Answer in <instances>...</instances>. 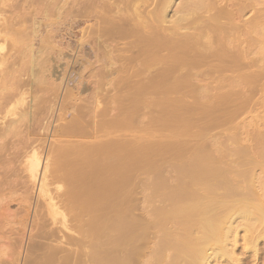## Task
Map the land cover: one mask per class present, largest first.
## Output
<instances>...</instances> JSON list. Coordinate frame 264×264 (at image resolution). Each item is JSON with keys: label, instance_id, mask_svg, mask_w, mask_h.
<instances>
[{"label": "rangeland", "instance_id": "rangeland-1", "mask_svg": "<svg viewBox=\"0 0 264 264\" xmlns=\"http://www.w3.org/2000/svg\"><path fill=\"white\" fill-rule=\"evenodd\" d=\"M161 1L163 3V0H146L145 2L147 4L142 3V16L140 19V16L137 18V15L134 14L132 8L130 11L126 0H0V104L4 102V105L1 104L0 107L5 106L4 109L6 110V112H3L2 114V118H0L2 123V125H0L3 127L1 128L0 126V129H4V126L6 127V125L7 129L10 128L8 129L10 131L7 130L9 133H7L8 136L6 135L5 138H3L4 136H1L0 138V264H17L20 260L22 262H20V264H23L24 260L21 259V256L23 257L25 255V251L28 247L27 245L30 242V237L32 238V236L38 232L36 223L33 224L34 204L38 199V196L36 195H38L39 192L37 189L38 182L36 188H33L36 183L33 185V182L29 180V175H27L28 173L25 172L26 163L28 162H25L27 161V158H24L25 153H23L30 150L28 152L29 154L32 149L36 148H38L36 149L37 152L40 151L39 155H41L40 157L42 161L51 164L49 165V171L52 173H48L49 175L53 174L58 176V173H65L66 169L76 170L77 166L79 167L81 162H89L90 160L92 162L94 159L92 162L93 165H91L92 167H88L91 169H89L90 172L87 171V168H85V173L82 174L84 176H82L83 178H89V175L94 176L96 174L95 176H99V173L97 172H100L101 174L102 165L105 164V160L107 158L105 157V160H102L104 159L103 156H106L102 154L105 152L103 150H105L108 145L112 146L114 143L116 146L119 143L123 144L124 163L127 162L128 164H126L129 165H125V167L127 166L128 168L125 169L126 171L131 169V171L136 174L135 175L130 171L127 172V175L125 171L126 176L124 180L126 185L124 184V194H138L137 196L139 197V200L135 201L139 202L138 204L140 205L135 202L136 206L134 209L136 210L133 211L136 215L140 212L146 216V212L149 209L148 207L145 208V206H147L146 204L149 202L146 201L148 198L145 199V194H153L156 186L157 188L155 191L157 192V190H159L154 194L176 195L175 192L178 191L177 189L182 187L184 188L179 190L181 195H184L187 192L188 193L186 195L196 194L195 192L197 191L200 192L198 194H201L199 189H201L202 186L209 185L207 183L209 181L213 184V187L211 188L216 191V194H247L245 196H253L254 200L252 199L253 205L251 206L252 211L255 210L253 208L256 205H264V199H262V201L260 199L262 196L264 197V0H214L212 2L210 0H194L193 2L200 1L201 3H205L204 8L202 9L203 11L199 9L200 3L198 2L199 4L196 6L197 9H194H199L201 11H199V13L198 11L196 13L195 10L191 12L189 11L188 14H193V18L191 17L192 15H189L191 17L189 19L191 20L186 19L187 17L183 18L186 19V21H182L183 23L181 22V24L178 22L179 15L177 14H183V11L187 13L186 9L183 11L181 10L183 13L179 11L181 6L184 7L183 5H185L183 4L184 0H174L173 4L167 10L168 14L166 13L165 18H168L167 20H163L161 17L162 13L160 12L163 7V4L160 3ZM191 1L185 0L186 3H190ZM111 2L119 3L117 5L116 3L111 4ZM208 2H211L209 4L214 6L210 7V5H208L207 7ZM113 5H115V10ZM120 5L122 8L118 7ZM107 6H111L110 9L106 8ZM158 6L160 11L157 13ZM205 6L207 10L205 9ZM145 7H150L149 11L147 10L148 8L145 10ZM124 8L128 11L126 9L124 10ZM152 8L155 9V11L151 10ZM106 12L107 16L105 15ZM159 13L161 15H159ZM145 17H147V19L149 17L152 21L148 19V24ZM159 17H161V20L163 21H160ZM120 19L125 20L122 21V23ZM142 19H146V21ZM175 19H177V21ZM125 21L127 23H125ZM171 22L175 23V25ZM121 25L123 27H121ZM127 26L129 27L127 28ZM132 26L134 29H132ZM199 27L202 28L199 30ZM206 27L209 28V31ZM211 27H214L215 29ZM138 28L143 30H141L142 33L139 34L137 32L138 30L140 32V29ZM108 29L114 30V33L112 30L108 31ZM135 29L137 31H134ZM130 31H133L136 35H133ZM211 31H213V33ZM127 32L128 35H126ZM187 32L191 35L187 34ZM129 33L131 34L129 35ZM210 33L212 36L214 35L213 38L210 37ZM135 36H138V38H142L143 36V38L138 40ZM184 36L190 41L188 39H184ZM202 36L206 38L204 39ZM132 37H135L137 40L135 38L132 39ZM148 37L152 40L150 41ZM170 37H172L173 41L175 39V41L173 42ZM214 37H216L219 44L216 42ZM103 39L107 40V42ZM133 40L135 41V44L133 43ZM138 41H140V43ZM141 41L143 42L140 47ZM147 41L151 43H147ZM129 42L132 43L129 44ZM116 43L118 44L116 45ZM171 43L175 45L176 48L173 45L170 47L169 44ZM177 43L180 45H176ZM106 45H108V48H106ZM172 46L174 49H172ZM113 47L115 48L113 49ZM135 47L140 48L141 51L138 49L136 51ZM188 48L189 53L186 51ZM107 49L111 51L109 52ZM176 49L177 52H174ZM214 49L217 53L213 52ZM97 50L101 51L98 53ZM134 50L136 52H134ZM119 51L121 52L120 55L118 54L120 53ZM151 51H153V53ZM176 53L179 54L176 55ZM180 53H183L184 55ZM185 53H188V56ZM182 55L185 58V62H187L185 64H187V66L192 65L193 68H185L184 65H181L183 64L181 63L183 60ZM124 56L126 57L124 58ZM127 56H129L130 59H128ZM171 56L172 58H169ZM135 57L138 59H135V62L131 61L134 60ZM167 58L169 59L168 62L170 61L168 66V62L165 60ZM202 58L206 61L204 62ZM191 59H195V61ZM196 59L199 61L197 62ZM130 61L131 63H127ZM176 61L178 65L180 62V66L175 65ZM199 63L200 65H198ZM172 64L173 66L170 67ZM230 65L231 67H229ZM179 67L181 69L183 68L182 72ZM163 69H165L164 72H162ZM176 69L178 70L176 71ZM187 70L188 72H186ZM188 73L189 75H187ZM218 73L220 75H218ZM222 73L223 75H221ZM174 75L175 77H173V79L172 76ZM191 76L194 77L192 78ZM107 78L110 79L108 80ZM155 78L158 82L157 85H153L154 83H157L156 80L154 81ZM179 78L183 81V83L176 82L177 80L180 81ZM163 79L164 81H162ZM184 80H189V82H187L189 87L186 85V81L184 82ZM151 82H153V84ZM170 83L172 85L176 84V87L172 86ZM184 83L188 89L184 88ZM102 84L104 85V88ZM139 88L140 91L138 90ZM174 88H178L179 90ZM187 90H191L192 93L191 91L187 93ZM203 93H206V95ZM115 94L121 96L117 98ZM196 94H201L202 96H196L199 98L197 100L195 97V101L194 96ZM219 97L222 98L220 99ZM109 98H111V100ZM119 101L121 103H119ZM7 102H10L9 106L6 105L8 104ZM3 107L0 108L2 109L0 110L1 112L5 111L3 110ZM124 108H126V110ZM125 116L127 117L125 118ZM107 117H110L111 119ZM123 118L125 120H123ZM2 119H4L5 122L4 120L2 121ZM120 120H122V124L125 123L126 126L123 125L124 128L128 126L125 128V133L124 128L123 132L122 130L121 132L120 130H117L118 128H122L118 126L121 125ZM12 122L15 123L13 124ZM114 122L120 123L115 126H111L115 124ZM109 124L112 130L108 129V127H110ZM116 126H118V128ZM106 128L108 129L107 133L105 131L107 130ZM101 129L104 132H102ZM116 131L119 133H116ZM184 133L186 134V137H178L179 135L184 136ZM100 134L102 138L100 137ZM103 135L105 137H103ZM116 136L117 138H114ZM172 136L175 139L173 138V140H171ZM123 137H126L128 140ZM176 137H178V139ZM99 138H101L100 141ZM108 138L109 141H107ZM110 138H113L114 140ZM96 140L98 141L95 142ZM177 140L182 142L179 143ZM39 141H42L43 143L45 142V145ZM169 141H171V143ZM79 142L81 143L79 144ZM109 142H111L112 145L109 144ZM90 143L92 144V147H87L90 146ZM168 143H174L173 147ZM31 145L32 147H30ZM157 145L161 146L157 147ZM167 145L169 147H167ZM28 146L30 148L25 151V148H28ZM143 146H147V148L150 146L153 148H159L160 151L159 149H151L152 147L149 149L154 150L153 152L156 151L155 154L159 152L160 155L152 153L151 156V150H147V148L145 149ZM138 147H140L139 151L138 149L135 150V148ZM164 147L165 152H168L167 154L162 151ZM166 147L167 149L171 148L167 150ZM51 148L54 151H52ZM173 148H175V150ZM125 149L129 151L127 152ZM143 149L147 150L149 153L147 151L144 152ZM140 150L144 153L147 152L148 154L145 155L142 151L139 153ZM176 150H178L177 153ZM161 151L163 152L162 155ZM182 151H184L183 154ZM135 152L138 153V155L141 154V156L138 157ZM133 153L137 156L133 155ZM127 154L129 156H127ZM86 155L90 158H87ZM54 156H56V158ZM143 157L145 158V161H143ZM148 157H150L149 159L152 158L151 162H149ZM48 158H50L51 161L49 160V162H47ZM135 158L136 161H134ZM138 158H141L142 162L145 163L139 164L138 160L141 163V159ZM130 160L134 163H131ZM191 160H193L194 163ZM174 162L176 164H180L177 165L179 168L174 165ZM188 162L193 163V168L191 167L192 164L190 163L191 165H189ZM147 163L152 164H148L144 168ZM183 163L184 165L188 164V166L186 165L188 169H190V167L192 169L187 170ZM197 163L198 169L201 168L199 170L195 169L197 168ZM137 164L138 166L136 167ZM63 165L67 166L64 167ZM74 165L76 168H74ZM181 165H183L182 168ZM201 165L205 166L203 167ZM206 165L209 166H207L209 169L206 168ZM52 166L53 168H51ZM133 166L137 169H141L137 170L136 168H133ZM66 167H70L71 169ZM96 167L98 170L100 168V170L97 171ZM54 168H56L55 172L58 171V173L53 172ZM93 168H95V170ZM179 169L181 170V173L184 174H181ZM95 171L96 173L94 174ZM198 171L200 172L197 174ZM186 172L188 173L185 174ZM201 172L202 174L200 175ZM203 172L208 175L205 176ZM195 173L198 178H196ZM85 174L89 175L87 176ZM252 175L256 176L253 177ZM185 176H188L187 179ZM191 176L193 177L191 178ZM181 178H183V183ZM194 178L198 182H192ZM199 180H203V182L207 185H200L203 183ZM194 183H198V185ZM66 184L69 185V182H65V184L62 182L61 186L64 185L62 189H65L59 191L60 193L64 192L69 187H66ZM189 185L192 189L189 188ZM194 187L199 189L197 190ZM125 189H128V192ZM187 189L189 190L186 192ZM182 190L183 192L181 193ZM189 191H193L194 193H189ZM256 194L258 196L260 194L262 195L259 196V201L261 203H259L258 200H255ZM177 196L180 197L179 195ZM24 197H26V199L29 197L31 198L26 201L24 199V204H22ZM173 197L171 198L173 199ZM169 198L170 197L166 198L167 201L165 198L164 201H161L160 199L157 206H162L160 208H163L167 205L165 202L168 204L170 203V200H168ZM42 201L44 203V200ZM25 202L29 204H25ZM64 210L62 208L63 212ZM27 213H29L28 228H21L20 231H18L19 222H21L22 218H24V214ZM239 221H241L240 224H238ZM247 221H243L242 219L237 222V227L241 228L238 229V231L241 230L239 231L241 239L240 236L238 238L241 241H238L240 242L237 244L239 247L235 249L237 256L243 252V248H241L243 246L241 244H244L245 242L243 241L244 238L242 239V235L244 234L243 227L248 224L246 223ZM255 224L260 226L256 225V229L258 227L256 233H260L259 231L262 232L263 225L259 223ZM260 246L263 251L259 263H257L258 261H255L254 258L252 259L246 257L248 255H245L243 252L241 255L244 257L240 256V258H243L242 260L245 261V264H252L254 262L256 264H264V240H261ZM18 252L21 253L19 254ZM18 254L20 255V259H18L19 257H16ZM43 258H45V256ZM43 258H32L29 262L30 264H40V262L43 264ZM45 259H47V257ZM45 259L44 261L46 264H55V261H58L57 263L60 264L59 260L50 261L48 258L47 262ZM72 259L70 258L71 261L61 260V263L64 261L65 264L66 261L67 264L75 263L73 262L74 259ZM251 259L253 261H251ZM38 260L42 261L39 262ZM249 261L250 263H248ZM212 263L223 264L224 260L221 259L219 262L213 261Z\"/></svg>", "mask_w": 264, "mask_h": 264}, {"label": "bare ground", "instance_id": "bare-ground-1", "mask_svg": "<svg viewBox=\"0 0 264 264\" xmlns=\"http://www.w3.org/2000/svg\"><path fill=\"white\" fill-rule=\"evenodd\" d=\"M115 1V0H114ZM128 2V7L131 11V8L133 9V12L134 14L137 15V18L138 16H140V19H141V16H142V9H141V4L143 3H146L145 1L146 0H126ZM149 1V0H147ZM160 1V0H159ZM187 1V0H186ZM188 1H191V0H188ZM194 0H192L190 3H186L185 0L183 1V5L184 7L181 6L180 10L179 11H183V10H187V13L185 11H181L183 14H177L179 15V18H178V22L181 24L182 21H186V19H189V18H193V14H188L189 11H194L196 8V6H198V4L200 5L199 6V9H203L204 8V4L205 3H201L200 1H197V2H193ZM211 2L214 1V0H210ZM126 2V3H127ZM153 2V1H152ZM174 0H163V3L162 1L160 2L161 4H163V7L161 8V12L162 15L159 13V15H161L162 19L164 20L166 18V13H167V10L168 8L173 4ZM185 2V3H184ZM199 2V3H198ZM211 2H208L207 4V7L208 5L211 6H214V5H211L209 3ZM112 3H116V2H111ZM119 2H117L116 4L118 5ZM124 3V1H123ZM150 3V2H149ZM154 3V2H153ZM157 3V2H155ZM218 3V2H217ZM147 4V3H146ZM160 4V5H161ZM214 4V3H213ZM109 5V4H108ZM151 5V4H150ZM159 5V6H160ZM179 5V4H178ZM181 5V4H180ZM203 5V6H202ZM114 6V10H115V5ZM123 6V4H122ZM152 6V5H151ZM155 6V5H154ZM159 6H158V10H157V13L160 11L159 9ZM111 7V6H110ZM110 7H106L108 9H110ZM118 7H121L118 6ZM125 7V5H124ZM202 7V8H201ZM117 8V6H116ZM122 8V7H121ZM120 8V9H121ZM127 8V7H126ZM124 8V10L126 9ZM148 8V9H147ZM145 7V10L147 9L149 11V8L150 7ZM157 8V7H156ZM112 9V8H111ZM119 9V8H118ZM144 9V8H143ZM197 9V8H196ZM195 10L196 13L198 11H201V10ZM205 9H206V6H205ZM127 10V9H126ZM144 10V11H145ZM151 10H154L155 9H151ZM207 10V9H206ZM117 11V10H116ZM115 11V12H116ZM128 11V10H127ZM143 11V12H144ZM178 11V12H179ZM203 11V10H202ZM114 12V13H115ZM121 12V11H120ZM111 13V12H110ZM118 13V12H117ZM128 13V12H126ZM130 13V12H129ZM152 13V12H151ZM151 13H149L150 15H152ZM154 13V12H153ZM194 13V12H193ZM107 14V12L105 13V15ZM119 14V13H118ZM121 14V13H120ZM124 14V12H123ZM168 14V13H167ZM109 15V14H108ZM125 15V14H124ZM135 15V16H136ZM145 16H147L146 14H144ZM157 15V16H159ZM183 15V16H181ZM191 17H190V16ZM200 15V14H198ZM107 16V15H106ZM113 16V14H112ZM111 16V17H112ZM121 16V15H120ZM133 16V15H132ZM102 17V16H101ZM117 17V16H116ZM126 17V16H125ZM134 17V16H133ZM154 17V16H152ZM161 17H159L160 21H163L161 20ZM187 17V18H186ZM104 18V17H103ZM107 18V17H106ZM113 18V17H112ZM111 18V19H112ZM123 18V17H122ZM147 19V17H145ZM157 18V17H156ZM183 18H186V19H183ZM115 19V18H114ZM136 19V17H135ZM138 19V20H140ZM146 19H142V20H145ZM148 19L150 20V18L148 17ZM148 19L146 22H148ZM168 19V18H167ZM165 19V20H167ZM183 19V20H181ZM196 19V18H195ZM105 20V19H104ZM113 20V19H112ZM116 20V19H115ZM125 20V19H124ZM122 19H120V21H124ZM128 20V19H127ZM130 20V19H129ZM154 20V19H153ZM156 20V19H155ZM177 21V19H175ZM174 20V21H175ZM191 20V19H189ZM188 20V21H189ZM99 21V20H98ZM103 21V20H102ZM114 21V20H113ZM117 21V20H116ZM144 21V22H145ZM152 21V20H150ZM159 21V22H160ZM170 21V20H169ZM173 21V22H174ZM187 21V22H188ZM196 21V20H195ZM108 22V20H107ZM110 22V21H109ZM133 22V21H132ZM131 22V23H132ZM135 22V21H134ZM137 22V21H136ZM143 22V21H142ZM171 22V23H173ZM176 22V23H178ZM218 22V21H217ZM100 23V22H99ZM104 23V21H103ZM120 23V22H119ZM123 23V22H122ZM125 23H127L125 21ZM140 23V22H139ZM151 23V22H150ZM178 23V24H179ZM183 23V22H182ZM137 24V23H136ZM149 24V22H148ZM147 24V26H148ZM154 24V22H153ZM175 25V23H173ZM189 24V23H188ZM210 24V23H209ZM208 24V25H209ZM216 24V23H215ZM110 25V24H109ZM115 25V24H114ZM125 25V24H124ZM104 26V25H103ZM102 26V27H103ZM135 26V25H134ZM138 26V24H137ZM145 26V24H144ZM143 26V27H144ZM111 27V26H110ZM109 27V28H110ZM116 27V26H115ZM114 27V28H115ZM121 27H123L121 25ZM119 27V28H121ZM129 26H127L128 28ZM180 27V26H178ZM182 27V26H181ZM203 27V26H202ZM202 27H199V30L200 28ZM210 27V26H208ZM218 27V26H217ZM222 27V26H220ZM100 28V27H99ZM107 28V27H106ZM113 28V26H112ZM118 28V27H117ZM125 28V29H127ZM142 28V27H141ZM146 28V27H145ZM150 28V27H149ZM148 28V29H149ZM171 28V27H170ZM207 28V27H206ZM213 29H215L214 27H211ZM122 29V28H121ZM132 29H134V27L132 26ZM137 29V28H136ZM134 30V31H137V30ZM140 29V28H138ZM147 29V28H146ZM151 29V28H150ZM188 29V28H187ZM209 28H207L208 30ZM109 30H112V29H108ZM120 30V29H119ZM142 29H140V32L139 30L137 31L139 34L142 33L141 31ZM175 30V29H174ZM179 30V29H178ZM206 30V29H205ZM211 30V29H210ZM103 31V30H102ZM106 31V32H108ZM113 33H114V30H112ZM129 31V29H128ZM198 31V30H197ZM202 31V30H201ZM209 31V30H208ZM104 32V31H103ZM105 32V33H106ZM118 32H121V31H118ZM123 32V30H122ZM131 32V31H130ZM186 32V31H185ZM213 33V31H211ZM101 33V32H100ZM126 33V32H125ZM133 33V31L131 32ZM129 33V35L131 34ZM173 33V32H172ZM200 33V31H199ZM204 33V32H203ZM202 33V34H203ZM207 33V31H206ZM107 34V33H106ZM109 34V33H108ZM145 34V33H144ZM175 34V33H173ZM187 34H190L187 32ZM211 34V33H210ZM209 34V35H210ZM100 35V34H99ZM124 35V34H123ZM128 35V32L127 34ZM133 35H136L133 33ZM138 35V34H137ZM143 35V34H142ZM146 35V34H145ZM168 35V34H167ZM191 35V34H190ZM205 35V34H204ZM208 35V36H209ZM105 36V35H103ZM102 36V37H103ZM144 36V35H143ZM142 36V38H143ZM170 36V34H169ZM174 36V35H173ZM172 36V37H173ZM186 36V35H185ZM184 36V39H188V38H185ZM206 36V35H205ZM207 36V37H208ZM214 36V35H213ZM212 34L210 35V37H212ZM129 37V36H128ZM136 38H138V36H135ZM134 37V38H135ZM146 37V36H145ZM152 37V36H151ZM172 37L171 40H172ZM176 37V36H175ZM193 37V36H192ZM203 37V36H202ZM217 37V36H216ZM216 37H214L216 39ZM227 37V36H225ZM105 38V37H104ZM132 37V39H134ZM135 38V39H136ZM141 37L138 38V40H141L142 39ZM149 38V37H148ZM191 38V37H190ZM204 38V37H203ZM206 38V37H205ZM204 38V39H205ZM219 38V37H217ZM147 39V38H146ZM152 39L154 40V38L152 37ZM151 38H149V40L151 41L152 40ZM202 39V38H201ZM214 39V40H215ZM220 39V38H219ZM223 39V38H222ZM98 40V39H97ZM105 40V39H103ZM137 40V39H136ZM189 40V39H188ZM197 40V39H195ZM208 40V39H206ZM102 41V40H101ZM107 42V40H105ZM104 41V42H105ZM132 41V40H131ZM134 41V40H133ZM145 41V40H144ZM173 41V40H172ZM175 41V39H174ZM173 41V42H174ZM190 41V40H189ZM188 41V42H189ZM220 41V40H219ZM225 41V40H224ZM235 41V40H234ZM103 42V41H102ZM110 42V41H109ZM108 42V43H109ZM115 42V41H114ZM140 43V41H138ZM142 42L141 41V45L140 47L142 46ZM172 42V43H173ZM216 42H217V39H216ZM112 43V42H110ZM132 43V42H131ZM129 42V44H131ZM135 44V41L133 42ZM147 43H151L149 41H147ZM169 44L170 47L171 45L175 44ZM218 43V42H217ZM224 43V42H223ZM115 44V43H114ZM113 44V45H114ZM118 43H116L117 45ZM146 44V43H145ZM179 43H177L176 45H178ZM219 44V43H218ZM127 45V43H126ZM137 45V43H136ZM144 45V43H143ZM148 45V44H147ZM168 45V44H167ZM180 45V44H179ZM108 48V45H106ZM121 46V45H120ZM175 47V45H173ZM172 46V49H174ZM182 46V45H181ZM190 46V45H188ZM187 46V47H188ZM128 47V46H127ZM133 47V45H132ZM168 47V46H167ZM115 47H113L114 49ZM119 48V47H118ZM124 48V47H123ZM129 48V47H128ZM136 48V47H135ZM176 48V47H175ZM180 48H183V47H180ZM96 49V47H95ZM101 49V48H100ZM110 49V48H109ZM132 49V48H130ZM140 50V48H136V51ZM143 49V47H142ZM154 49V48H153ZM178 49V47H177ZM177 49L176 51L174 52H177ZM186 49V48H184ZM93 50V48H92ZM103 50V49H102ZM144 50V49H143ZM98 51V50H97ZM101 51V50H100ZM98 51V53L100 52ZM107 51H109L107 49ZM111 51V50H110ZM109 51V52H110ZM132 51V50H131ZM134 50V52H136ZM141 51V50H140ZM170 51V49H169ZM189 53V48L188 50ZM213 51V50H212ZM120 52V51H119ZM130 52V51H129ZM139 52V51H138ZM153 53V51H151ZM181 52H182V49H181ZM185 52V51H184ZM215 52V49L214 51ZM115 53V52H114ZM144 53V52H142ZM171 53V51H170ZM187 53V54H188ZM217 53V51L215 52ZM108 54V53H107ZM119 55L121 54L118 53ZM124 54V53H123ZM131 54V53H130ZM135 54V53H134ZM138 54V53H137ZM141 54V53H140ZM175 54V53H174ZM179 54V53H176V55ZM180 54H183V53H180ZM186 54V53H185ZM186 54V55H187ZM201 54V53H200ZM203 54H206V53H203ZM202 54V55H203ZM104 55V54H103ZM102 55V56H103ZM109 55V54H108ZM111 55V54H110ZM125 55V54H124ZM127 55V54H126ZM129 55V54H128ZM184 55V54H183ZM182 55L183 57V60L185 59L184 56ZM222 55V54H220ZM100 56V54H99ZM130 56V55H129ZM128 57V59H130ZM142 56V55H140ZM173 56V55H172ZM169 57V58H172ZM175 56V55H174ZM188 56V55H187ZM196 56V55H195ZM206 56V55H205ZM204 56V57H205ZM101 57V56H100ZM104 57V56H103ZM102 57V58H103ZM108 57V56H107ZM110 57V56H109ZM126 56H124L125 58ZM134 57V56H133ZM139 57V56H138ZM118 58V57H117ZM174 58V57H173ZM181 58V57H180ZM192 58V57H191ZM206 58V57H205ZM211 58V57H210ZM219 58V57H218ZM222 58V57H221ZM224 58V57H223ZM112 59V58H110ZM120 59V57H119ZM135 59L136 57L134 58V60H131V61H134L135 62ZM138 59V58H137ZM136 59V60H137ZM190 59V58H189ZM198 59V58H197ZM196 59V60H197ZM203 59V58H202ZM233 59V58H232ZM116 60V59H115ZM114 60V61H115ZM167 60L168 62V58L165 59ZM177 60V59H176ZM182 60V59H181ZM180 60V61H181ZM181 61V65H184L185 68L186 67H192V65H188L185 64L187 62L184 61ZM188 60V59H187ZM191 60H194L195 59H191ZM191 60H190V63H191ZM204 62L206 61L205 59H203ZM202 60V61H203ZM125 61V60H124ZM127 61V60H126ZM130 62H127V63H131ZM174 61V60H173ZM193 61V62H194ZM199 60H197L198 62ZM216 61V60H215ZM119 62V61H118ZM170 62V61H169ZM169 62L167 64V66L169 65ZM189 62V61H188ZM123 63V62H122ZM126 63V65H127ZM133 63V62H132ZM201 63V61H200ZM200 63L198 65H200ZM203 63V62H202ZM166 64V63H165ZM224 64V63H223ZM122 65V64H121ZM124 65V66H126ZM175 65H178L177 64V61L175 63ZM209 65V64H208ZM215 65H218V64H215ZM111 66V65H110ZM115 66V65H114ZM173 64L170 66L172 67ZM180 66V62H179V65ZM177 66V67H178ZM212 66V65H211ZM221 66V65H219ZM109 67V66H107ZM128 67V66H127ZM165 67V66H164ZM175 67V66H174ZM195 67V66H194ZM205 67V66H204ZM210 67V66H209ZM216 67V66H215ZM224 67V66H222ZM231 67V65L229 66ZM124 68V67H123ZM166 68V67H165ZM184 68V69H185ZM189 68V69H190ZM201 68V67H200ZM203 68V67H202ZM217 68V67H216ZM104 69V68H103ZM107 69V68H106ZM109 69V68H108ZM111 69V68H110ZM121 69V68H120ZM162 69V68H161ZM179 69H181L179 67ZM183 69V68H182ZM182 69H181V72H182ZM214 69V68H213ZM221 69V67H220ZM233 69V68H232ZM102 70V69H101ZM115 70V69H114ZM117 70V69H116ZM165 69L162 70V72H164ZM174 70V69H173ZM172 70V71H173ZM178 69H176L177 71ZM186 70V69H185ZM204 70V69H202ZM201 70V71H202ZM218 70V69H217ZM226 70V68H225ZM111 71V70H110ZM122 71V70H121ZM175 71V72H176ZM191 71V69H190ZM195 71V70H193ZM197 71V70H196ZM200 71V72H201ZM212 71V70H211ZM224 71V70H223ZM101 72V71H100ZM104 72V71H102ZM156 72V71H155ZM161 72V74H162ZM168 72V70H167ZM188 72V70L186 71ZM192 72V71H191ZM221 72V71H220ZM113 73V72H112ZM170 73V71H169ZM174 73V72H172ZM178 73V72H177ZM179 73H180V70H179ZM185 73V72H184ZM183 73V74H184ZM190 73V72H189ZM189 73L187 75H189ZM195 73V72H194ZM203 73V72H202ZM152 74V73H151ZM166 74V73H165ZM191 74V73H190ZM196 74V73H195ZM201 74V73H200ZM217 74V73H216ZM103 75V74H102ZM164 75V74H163ZM176 75V73H175ZM172 76L173 77H175ZM218 75H220L218 73ZM223 75V73L221 74ZM158 76V75H157ZM162 76V75H161ZM167 76V74H166ZM178 76V75H177ZM182 76V75H180ZM197 76V74H196ZM117 77V76H116ZM164 77V76H162ZM188 77V76H187ZM190 77V76H189ZM192 77V76H191ZM194 77V76H193ZM192 77V78H193ZM216 77V75H215ZM167 78V77H165ZM171 78V77H169ZM178 78V77H177ZM108 79V78H107ZM110 79V78H109ZM108 79V80H109ZM111 79H114V78H111ZM174 79V78H173ZM172 79V80H173ZM218 79V78H217ZM149 80H152V79H149ZM156 80V78L154 79V81ZM166 80V79H165ZM180 80V78H179ZM183 80V79H182ZM83 81V80H82ZM164 81V79L162 80ZM170 81V80H168ZM186 80H184L185 82ZM157 82V80H156ZM166 82V81H165ZM164 82V83H165ZM172 82V81H171ZM176 82H179V83H183V81H176ZM175 82V83H176ZM188 81H186V85L188 86L187 84ZM102 83V82H101ZM110 83V82H109ZM108 83V84H109ZM153 84V82H151ZM150 83V84H151ZM160 83V81H159ZM163 83V82H162ZM191 83V81H190ZM104 84V83H103ZM102 84V85H103ZM149 84V85H150ZM151 84V85H152ZM157 85V83H154L153 85ZM168 84V83H167ZM171 84V83H170ZM177 84V83H176ZM175 84V85H176ZM114 85V84H113ZM111 85V86H113ZM150 85V86H151ZM172 85V84H171ZM175 85H172V86H175ZM185 85V83H184ZM183 85V86H184ZM185 85V86H186ZM110 86V87H111ZM160 86V84H159ZM184 88L188 89L187 86ZM191 86V85H190ZM102 87V86H101ZM171 87V86H170ZM176 87V86H175ZM179 87V86H178ZM189 87V86H188ZM193 87V86H192ZM191 87V89H192ZM103 88H104V85H103ZM167 88V87H166ZM173 88V87H172ZM180 88V87H179ZM106 89V88H105ZM104 89V91H105ZM143 89V88H141ZM174 89H177L179 90L178 88H174ZM183 89V88H182ZM110 90V89H108ZM113 90V89H112ZM111 90V91H112ZM140 91V88L138 89ZM163 90V89H162ZM172 90V89H171ZM176 90V91H177ZM185 90V89H184ZM103 91V90H102ZM115 91V89H114ZM191 91V90H190ZM190 91H186L187 93L190 92ZM110 92V91H109ZM118 92V91H117ZM164 92V91H163ZM169 92V91H167ZM166 92V93H167ZM172 92V91H171ZM170 92V93H171ZM179 92V91H178ZM184 92V91H183ZM182 92V94L184 95V93ZM198 92V91H197ZM108 93V92H107ZM111 93V92H110ZM116 93V91H115ZM136 93V92H135ZM139 93V92H138ZM165 93V92H164ZM192 93V91H191ZM202 93V92H201ZM21 94V93H20ZM19 94V95H20ZM119 94V92H118ZM124 94V93H123ZM145 94V93H144ZM142 94V95H144ZM175 94V92H174ZM181 94V93H180ZM195 94V93H193ZM204 95H206V93H203ZM110 95V94H109ZM116 95V94H115ZM125 95V94H124ZM123 95V96H124ZM168 95V94H167ZM191 95V94H190ZM201 95V94H200ZM200 95L196 94L194 96V98L196 96H199ZM23 96V94H22ZM111 96V95H110ZM108 96V97H110ZM117 98L121 95H116ZM166 96V95H164ZM192 96V95H191ZM202 96V95H201ZM218 96V95H217ZM229 96V95H228ZM21 97V96H20ZM24 97V96H23ZM113 97V96H112ZM126 97V96H125ZM136 97V96H135ZM140 97V96H139ZM181 97V96H180ZM179 97V99H180ZM190 97V96H189ZM198 97V98H199ZM223 97V95H222ZM221 97V98H222ZM231 97V95H230ZM115 98V97H113ZM121 98V97H120ZM119 98V99H120ZM182 98V97H181ZM193 98V97H192ZM197 98V97H196ZM196 98H195V101H196ZM197 98V100H198ZM220 98V97H219ZM220 98V99H221ZM226 98V97H225ZM228 98V97H227ZM22 99V97H21ZM111 100V98H109ZM118 99V100H119ZM123 99V98H122ZM224 99V98H223ZM186 100V98H185ZM10 101V100H8ZM13 101V100H12ZM20 101V100H19ZM122 101V100H121ZM124 101V99H123ZM122 101V102H123ZM16 102V101H15ZM14 102V104H15ZM4 103V102H3ZM1 103V104H3ZM8 104H6L7 106H9L10 102H7ZM12 103V102H11ZM119 103H121L119 101ZM0 104V105H1ZM4 105V104H3ZM16 105V104H15ZM124 105V104H123ZM121 105V106H123ZM3 107V106H1ZM0 107V108H1ZM5 107V106H4ZM3 107V110H5ZM123 108V107H122ZM126 110V108H124ZM2 110V109H0ZM3 112H6L5 111H0V118H2V114ZM9 113V112H8ZM26 113V112H25ZM120 113V112H119ZM118 113V114H119ZM107 114V113H105ZM5 116H7L6 114H4ZM3 115L4 119H5V116ZM110 115V114H108ZM117 115V114H116ZM24 116V115H23ZM27 116V115H26ZM120 117V116H119ZM127 116H125L126 118ZM7 118V117H6ZM27 118V117H26ZM104 118V117H103ZM107 118H110V117H107ZM106 118V119H107ZM116 118V117H114ZM2 119V121L4 120ZM24 119V118H23ZM22 119V120H23ZM105 119V118H104ZM111 119V118H110ZM6 120V119H5ZM4 120V122H5ZM103 120V119H102ZM108 120V119H107ZM106 120V121H107ZM119 120V119H118ZM123 120H125L123 118ZM121 121V125H118L119 127H122V128H118V126H116L117 130L121 132H123V128L125 125L122 124V120ZM17 122V121H16ZM108 122V121H107ZM117 122V121H116ZM126 122V121H125ZM8 123V122H7ZM13 123V122H12ZM10 123V124H12ZM15 123V122H14ZM13 123V124H14ZM106 123V122H105ZM115 123V122H114ZM113 123V124H114ZM119 123H115L114 125H111V126H115L116 124H119ZM0 124L2 125L1 123V119H0ZM5 124V123H3ZM101 124V123H99ZM107 124V123H106ZM0 125V126H1ZM124 125V126H123ZM10 126V125H8ZM13 126V125H12ZM101 126V125H100ZM105 126V125H104ZM110 126V124H109ZM108 127V129L112 130V128ZM99 127V126H98ZM103 127V126H102ZM128 127V126H127ZM125 127V128H127ZM1 128H3L1 126ZM6 128V129H5ZM12 128V127H11ZM115 128V127H113ZM124 128V129H125ZM10 129V128H8ZM7 125L6 127L4 126V129H0V138L1 136L3 138L6 137V135L8 136V132H7ZM69 129V127H68ZM104 129V127H103ZM107 129V128H106ZM107 130L106 133H107ZM12 130V129H11ZM66 130V129H65ZM102 130V129H101ZM114 130V129H113ZM10 131V130H8ZM64 131V130H63ZM94 131V130H92ZM116 131V133L118 132ZM126 129L124 130V133H125ZM102 132H104L102 130ZM175 132V131H174ZM177 132V131H176ZM8 133V134H7ZM99 133H100V130H99ZM111 133V132H110ZM113 133V132H112ZM115 133V132H114ZM119 133V132H118ZM127 133V132H126ZM129 133V132H128ZM171 133V132H170ZM11 134V132H10ZM64 134V133H63ZM68 134V132H67ZM105 134V133H104ZM168 134V133H167ZM166 134V135H167ZM173 134V132H172ZM185 134V133H184ZM189 134V133H188ZM187 134V135H188ZM72 135V134H71ZM70 135V136H71ZM99 135V134H97ZM108 135V134H106ZM126 135V134H125ZM123 135V136H125ZM128 135V134H127ZM178 135V134H176ZM174 135V136H176ZM66 136V135H65ZM93 136V135H92ZM96 136V135H95ZM110 136V135H108ZM122 136V135H121ZM170 136V135H169ZM100 137H101V134H100ZM103 137H105L103 135ZM127 137V136H126ZM124 138V139H127V138ZM178 137H186V134L184 136H181L179 135ZM178 137H176L178 139ZM188 137V136H187ZM41 138V137H39ZM102 138V137H101ZM99 138V141L100 139ZM114 138H117L114 137ZM169 138V137H168ZM171 138V137H170ZM173 136L171 138V140H173ZM110 139H113V138H110ZM119 139V138H118ZM175 139V138H174ZM187 139V138H186ZM33 140V139H32ZM41 140V139H40ZM94 140V139H93ZM114 140V139H113ZM121 140V139H120ZM128 140V139H127ZM185 140V139H184ZM56 141V140H55ZM54 141V142H55ZM61 141V140H60ZM98 140H96L95 142H97ZM107 141H109V138L107 139ZM106 141V143H107ZM167 141V140H166ZM180 142V140H177ZM31 142V141H30ZM29 142V143H30ZM36 142V141H35ZM39 142H42V141H39ZM39 142H37L38 144H40ZM65 142V141H64ZM63 142V144H64ZM82 142V141H81ZM79 142V144L81 143ZM85 142V141H84ZM94 142V141H92ZM91 142V143H92ZM116 142V141H115ZM119 142V141H118ZM124 142V141H123ZM171 143V141H169ZM173 142V141H172ZM175 142V141H174ZM36 143V144H37ZM43 143V142H42ZM41 143V144H42ZM45 143V142H44ZM43 143V144H44ZM56 143V142H55ZM54 143V144H55ZM90 143V146H87V147H92ZM99 143V142H98ZM105 143V144H106ZM114 143V142H113ZM160 143V142H159ZM162 143V142H161ZM164 143V142H163ZM167 143V142H166ZM168 143L169 145H171L173 147V144H170ZM186 143V142H185ZM28 144V143H27ZM37 144V145H38ZM52 144V145H54ZM61 144V142H60ZM86 144V143H85ZM84 144V146L86 147V145ZM89 144V143H88ZM87 144V145H88ZM96 144V143H95ZM109 144L112 145L111 142H109ZM115 144V143H114ZM106 145L107 148L103 151L102 154L103 155H106V156H103L104 159H102L103 161L105 160V157L106 160H105V164L102 165V172L100 174V172H97L99 173L98 175L99 176H95L96 174V171L94 172V176L93 175H89V174H85V175H89L88 177L89 178H83L84 176L82 175L83 173H85V168H87L89 171V169L92 167L91 165L92 162L91 160L89 162H81L80 166L78 167L77 166V169L76 170H67L66 168H70V167H66L64 169H66L64 172L65 173H58L55 172L56 168H54V173H58V176L57 175H53V174H48L50 173L51 171L50 168H49V165L51 164H48V163H45L44 161H42L41 159V155H39V152H37L36 147H33V148H36V149H32V151L28 154V152H23L25 153V159L27 158V161L25 162H28L26 163V167H25V172H27L29 175V180L33 182V188H36L37 186V182H38V199L37 201L35 202L34 204V210H33V215H34V223H36V228L38 230V232L32 236V238L30 237V242L29 244L27 245V249L25 251V255L22 257L21 256V259L24 260L23 264H28L29 260L32 259V258H43L45 256V258L47 257V259L43 258V261L44 259L48 262V258L51 260H59L60 261V264H63L61 263V260H70V258L73 260V262L75 263H72V264H217V263H212L213 261H216V262H219L221 261V259L224 260V263L223 264H245V261L242 260L240 258V256H243L241 255L243 252L245 253V255H248L246 257L248 258H254L255 261H258L257 263H259V260L261 259V255H262V247L260 246V242L261 240H264V205L261 204L259 205V203H261L259 201V196H262L261 194L258 196L255 195V200H258L259 203L258 205L259 206H255L253 209H255L254 211H252L251 209V206L253 205V201L252 199L254 200L253 196L252 197H249V196H245L247 194H238V195H234V194H231V195H219V194H216V191H214L213 188V184L209 181L207 182L209 185H207L206 183L203 182V180H199L201 183L203 184H200V185H207V186H202L201 189L199 188H196L194 187L195 189H199L201 191V194H198L200 192H195L196 194H188L186 195L188 192L189 189L186 190L187 193H185L184 195H181L179 193V190L184 188H178L175 193V194H154V193H157L155 191L157 186L155 187V190L153 191L154 193L153 194H145L146 198H148V200H146L147 203L145 206L148 207V211L146 209V216H144L142 213H137V215L135 214V212H133L134 210V207L136 206L135 205V202L138 204L139 202L135 201V200H139V197L137 196L138 194H124V186L126 185L125 183V171L127 168V165L126 163H124V147H123V144H118L117 146L116 145ZM127 144V143H126ZM125 144V145H126ZM176 144V143H175ZM188 144V143H187ZM45 145V144H44ZM51 145V146H52ZM124 145V146H125ZM186 145V144H185ZM34 146V144H33ZM55 146V145H54ZM81 146V145H80ZM116 146V147H115ZM129 146V145H128ZM160 147L161 145H157V147ZM166 146V145H164ZM176 146V145H174ZM180 146V144H179ZM189 146V145H187ZM185 146V147H187ZM26 147V146H25ZM32 147V145L30 146ZM28 146V148H25V151L27 149L30 148ZM46 147V146H45ZM86 147V148H87ZM105 147V146H104ZM109 147V148H108ZM144 147V146H143ZM152 147V146H150ZM147 146L144 147L145 149L147 148V150L150 148ZM163 147V146H162ZM167 147H169L167 145ZM166 147V149H167ZM178 147V146H177ZM181 147V146H180ZM183 147V146H182ZM58 148V147H57ZM65 148V147H64ZM84 148V147H83ZM82 148V149H83ZM103 148V146H102ZM171 148V147H170ZM169 148V149H170ZM179 148V147H178ZM189 148V147H187ZM54 149V148H53ZM62 149V148H61ZM93 149V148H92ZM127 149V148H126ZM125 149V151H127ZM140 149V147L138 148H135V150ZM151 149H159V148H151ZM149 149V150H151ZM167 149V150H169ZM175 150V148H173ZM180 149V148H179ZM24 150V149H23ZM43 150V149H42ZM52 150V148H51ZM71 150V149H70ZM87 150V149H86ZM131 150V149H130ZM134 150V151H135ZM144 150V149H143ZM147 150H144L147 151ZM172 150V149H171ZM183 150V149H181ZM180 150V151H181ZM45 151V150H44ZM54 151V150H52ZM89 151V150H88ZM92 151V150H91ZM97 151V150H96ZM129 151V150H128ZM127 151V152H128ZM137 151V152H138ZM142 150H140L139 153H141ZM154 150H151V156H152V153L155 154V152H153ZM160 151V149H159ZM164 153L165 152V147L164 149L162 150ZM161 151V155L163 154V152ZM173 151V150H172ZM178 150H176V153H177ZM186 151V150H185ZM190 151V149H189ZM21 152V151H20ZM82 152V151H81ZM90 152V151H89ZM95 152V151H94ZM107 152V153H106ZM132 152V151H131ZM142 151L143 154H148L147 152L144 153ZM158 152V150H157ZM171 152V151H169ZM175 152V151H174ZM173 152V153H174ZM184 151H182V154H183ZM68 153V152H67ZM70 153V152H69ZM74 153V152H73ZM92 153V152H91ZM90 153V154H91ZM101 153V152H100ZM106 153V154H105ZM136 153V152H135ZM168 153V152H167ZM166 153V154H167ZM172 153V152H171ZM170 153V154H171ZM180 153V152H179ZM41 154V153H40ZM49 154V153H48ZM51 154V153H50ZM56 154V152H55ZM54 154V155H55ZM75 154V153H74ZM82 154V153H81ZM138 155V153H136ZM136 154L133 153V155L137 156ZM165 154V155H166ZM20 155V154H19ZM24 155V154H23ZM59 155V154H58ZM62 155V154H61ZM66 155V153H65ZM89 155V154H88ZM93 155V154H92ZM109 155V156H108ZM131 155V153H130ZM144 155V157H145ZM155 155H160L159 152L156 153ZM169 155V154H168ZM179 155V154H178ZM43 156V154H42ZM49 156V155H48ZM67 156V155H66ZM91 156V155H90ZM98 156V155H97ZM127 156H129L127 154ZM126 156V158H127ZM140 155H138V157H140ZM149 156V155H148ZM174 156V155H173ZM56 158V156H54ZM59 157V156H58ZM87 157V155H86ZM86 157H83V158H86ZM109 157V158H108ZM134 157V156H133ZM143 157V158H144ZM155 157V156H154ZM153 157V158H154ZM158 157V156H157ZM164 157V155H163ZM19 158V156H18ZM52 158V157H51ZM69 158V157H67ZM87 158H90V157H87ZM91 158H94V157H91ZM99 158V156H98ZM142 158V157H141ZM141 158H138V159H141ZM150 157H148L149 159ZM176 158V157H175ZM22 159V158H21ZM80 159V158H79ZM147 159V158H146ZM152 159V158H151ZM151 159H149V162H151ZM158 159V158H157ZM18 160V159H17ZM50 158H48L47 162H49ZM55 160V159H54ZM67 160V159H66ZM89 160V159H88ZM129 160V159H128ZM133 160V159H132ZM155 160V159H153ZM163 160V159H162ZM166 160V158H165ZM164 160V161H165ZM181 160H184V159H181ZM186 160V159H185ZM51 161V160H50ZM60 161V160H58ZM71 161V160H70ZM73 161V159H72ZM84 161V160H83ZM87 161V160H86ZM100 161V160H99ZM136 161V158L135 160ZM143 161H145V158L143 159ZM163 161V162H164ZM179 161V160H178ZM189 161V160H188ZM193 162V160H191ZM198 161V160H196ZM195 161V163H196ZM131 163H134L133 161L130 160ZM129 162V164H130ZM139 164H142V163H145V162H142V159H141V163L140 161L138 160ZM137 162V163H138ZM147 162V161H146ZM181 162V161H179ZM186 162V161H185ZM184 162V163H185ZM203 162V161H202ZM206 162V161H205ZM52 163V162H51ZM56 163V162H55ZM54 163V165H55ZM58 163V162H57ZM69 163V162H68ZM72 163V162H71ZM175 163V162H174ZM183 163V165H184ZM187 163V162H186ZM189 163V162H188ZM191 163V162H190ZM189 165L192 164V168H193V163H191ZM20 164V163H18ZM70 164V163H69ZM103 164V163H102ZM149 163H147L144 168L148 165ZM152 164V163H151ZM149 164V165H151ZM160 164V163H159ZM173 164V163H171ZM205 164V163H204ZM207 164V162H206ZM209 164V163H208ZM53 165V164H52ZM73 165V164H72ZM74 165V168H76V166ZM125 165H127L125 167ZM135 165V164H134ZM158 165V164H157ZM174 165H180V164H174ZM183 165H181V168L183 167ZM186 165L188 166V164H185L184 167H186ZM198 163L196 164V167L195 169H198ZM25 166V165H23ZM64 166V165H63ZM67 166V165H65ZM64 166V167H65ZM83 166V167H82ZM91 166V167H90ZM96 166V165H94ZM132 166V165H131ZM138 166V164L136 165V167ZM142 166V165H140ZM139 166V167H140ZM156 166V165H155ZM203 166V165H201ZM199 166V167H201ZM205 166V165H204ZM203 166V167H204ZM208 165H206V168ZM56 167H57V164H56ZM90 167V168H88ZM133 166V168H136ZM178 167V166H177ZM175 167V168H177ZM190 167V169L187 168V170H191L192 168ZM53 168V166L51 167ZM126 168V169H125ZM132 168V169H133ZM159 168V167H158ZM179 168V167H178ZM180 168V169H181ZM23 169V168H22ZM63 169V168H62ZM71 169V168H70ZM84 169V170H83ZM95 170V168H93ZM97 169V167H96ZM125 169V170H124ZM137 169V168H136ZM135 169V170H136ZM139 170L141 168H138ZM137 169V170H138ZM154 169V168H153ZM179 169V170H180ZM201 169V168H199ZM198 169V170H199ZM209 169V168H208ZM207 169V170H208ZM21 170V169H19ZM24 170V169H23ZM58 170V169H57ZM91 170V169H90ZM100 170V168H99ZM97 169V171H99ZM149 170V168H148ZM185 170V169H183ZM63 171V170H62ZM93 171V170H92ZM131 169H129V171H126L127 172H130ZM144 171V169H143ZM186 171V170H185ZM184 171V172H185ZM193 171V170H192ZM197 171V170H195ZM90 172V171H89ZM88 172V173H89ZM132 173H134L133 171H131ZM136 172V171H135ZM141 172V171H140ZM183 172V171H182ZM189 172V171H188ZM188 172H186L185 174H187ZM200 171L197 172V174L199 173ZM212 172V171H211ZM210 172V173H211ZM52 173V172H51ZM93 173V172H92ZM180 173H181V170H180ZM190 173V172H189ZM192 173V172H191ZM194 173V171H193ZM204 173V172H203ZM208 173V172H207ZM216 173V172H214ZM23 174V173H22ZM62 174V175H61ZM135 174V173H134ZM145 174V173H144ZM181 174H184V173H181ZM202 174V172L200 173V175ZM205 174V173H204ZM203 174V176H204ZM213 174V173H212ZM210 174V175H212ZM254 174V172H253ZM256 174V173H255ZM60 175V176H59ZM128 175V173H127ZM133 175V174H132ZM136 175V174H135ZM189 175V174H188ZM192 175V174H191ZM194 175V174H193ZM196 175V173H195ZM208 175V174H207ZM205 174V176H207ZM24 176V175H23ZM83 176V177H82ZM253 177H255L254 175H252ZM81 177V178H80ZM186 177V176H185ZM183 177V178H185ZM188 177V176H187ZM186 177V179H187ZM193 176H191L192 178ZM210 177V176H209ZM213 177V176H212ZM51 180H50V179ZM131 178V177H130ZM129 178V180H130ZM183 178L182 179V183H183ZM196 178L197 175H196ZM207 178V177H205ZM211 178V177H210ZM225 178V177H224ZM26 179V178H25ZM133 179V178H132ZM204 179V178H203ZM214 179V178H212ZM192 180V179H191ZM190 180V181H191ZM205 180V179H204ZM215 180V179H214ZM68 183L69 182V185L66 184V187L69 186L67 189L69 190H65L64 192H59L61 190H64L62 189L63 186H61L62 182L63 184H65V182ZM128 181V180H127ZM196 181V179L194 178V180L192 182ZM31 182V184H32ZM198 182V181H196ZM221 182V181H220ZM125 184V185H124ZM192 184V183H191ZM194 184H197L198 183H194ZM193 184V185H194ZM212 184V185H211ZM223 184V183H222ZM185 185V184H184ZM188 185V183H187ZM27 186V185H26ZM32 186V185H31ZM129 186V185H128ZM182 186V185H181ZM196 186V185H195ZM210 186V187H208ZM30 187V186H29ZM188 187V186H187ZM186 187V188H187ZM201 187V186H200ZM215 187V186H214ZM185 188V189H186ZM189 188L190 185H189ZM18 189V188H17ZM192 189V188H191ZM35 190V189H34ZM127 192H128V189H125ZM36 191V190H35ZM175 191V190H174ZM185 191V190H184ZM6 192V191H4ZM17 192V191H16ZM29 192V191H28ZM31 192V191H30ZM178 192V194H177ZM183 192V190L181 191V193ZM193 192V191H191ZM189 191V193H191ZM215 192V194H214ZM10 193V192H9ZM174 193V192H173ZM194 193V192H193ZM6 194V193H5ZM18 194V193H17ZM24 194V193H23ZM30 195V194H29ZM141 195V194H139ZM144 195V194H143ZM177 195H181L180 197H178ZM186 195V196H185ZM250 195V194H249ZM264 195V194H263ZM9 196V195H8ZM17 196V195H16ZM27 196H28V193H27ZM144 196V197H145ZM175 196V197H173ZM177 196V197H176ZM251 196V195H250ZM138 197V198H137ZM170 197L168 200H170L169 204L167 202H165V204L167 205H163L164 207L163 208H160L162 206H157V204L159 203V200L161 199V201H164V198L166 200V198ZM173 197V199L171 198ZM182 197V198H181ZM257 197V198H256ZM19 198V197H18ZM31 198V197H29ZM29 198L26 199V197L23 198V201H22V204H24V199L25 201L26 200H29ZM163 199V200H162ZM172 199V201H171ZM261 201L262 199H264V197L262 196V198H260ZM44 200V203L43 201ZM11 201V200H10ZM16 201V200H15ZM167 201V200H166ZM29 202V201H28ZM134 203V204H133ZM263 203V202H262ZM21 204V205H22ZM25 204H29V203H26ZM133 204V205H132ZM32 205V203H31ZM140 205V204H138ZM263 205V206H262ZM33 206V205H32ZM21 207V206H20ZM62 208L64 210V212H68V213H64L62 211ZM25 209V207H24ZM67 209V210H66ZM138 210V208H137ZM139 211V210H138ZM140 214V215H138ZM142 214V215H141ZM16 217V216H15ZM28 217H29V213L27 214H24V218H22L21 222H19V226H18V231H20L21 228H28ZM33 218V217H32ZM248 220L246 223H248L247 225H245L243 227V231H244V234L242 235V239L244 238L243 241L244 244H241L243 245L241 248H243V252H241V254L237 256L236 254V248L239 247L237 244L240 243L238 242L240 239H241V236L239 234V230L238 229L240 227H237L238 224H240L241 221L238 222V220ZM38 221V223H37ZM254 221V222H253ZM238 222V224H237ZM253 222V223H252ZM245 223V224H246ZM255 223H259L261 225H263L262 227V232L259 231L260 233H256L257 229H256V225L259 226L258 224H255ZM255 224V225H254ZM260 227V226H259ZM33 228V227H32ZM241 229V228H240ZM15 230V229H14ZM35 230V229H34ZM18 233V232H17ZM76 233H77V236H76ZM30 235V234H29ZM240 236V239H238ZM29 237V236H28ZM29 241V240H28ZM241 241V240H240ZM26 246V245H25ZM17 253V252H16ZM19 253V252H18ZM21 253V252H20ZM19 253V254H20ZM238 253V252H237ZM17 255L16 257H19L20 255ZM23 255V254H21ZM40 257V258H39ZM244 257V256H243ZM245 257V258H246ZM246 258V259H248ZM20 259V257L18 258ZM251 259V261H253ZM39 261V260H38ZM39 261V262H40ZM49 261V262H50ZM67 261H66V264H67ZM71 261V260H70ZM69 261V262H70ZM21 262V260H20ZM20 262H18L20 264ZM38 262V263H39ZM53 262V261H52ZM56 263L58 261H55ZM54 262V263H55ZM68 262V263H69ZM17 263V264H18ZM22 263V262H21ZM43 263V264H44ZM55 263V264H56ZM247 263V262H246ZM250 263V261L248 262ZM255 263V262H254ZM252 263V264H254ZM30 264V262H29ZM41 264V262H40ZM46 264V263H45ZM49 264V263H48ZM52 264V263H51ZM58 264V263H57ZM65 264V263H64ZM70 264V263H69ZM256 264V263H255Z\"/></svg>", "mask_w": 264, "mask_h": 264}]
</instances>
